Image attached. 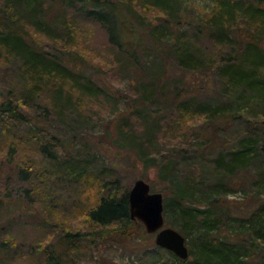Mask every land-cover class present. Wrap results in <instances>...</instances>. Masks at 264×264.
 I'll list each match as a JSON object with an SVG mask.
<instances>
[{
	"label": "trees",
	"instance_id": "1",
	"mask_svg": "<svg viewBox=\"0 0 264 264\" xmlns=\"http://www.w3.org/2000/svg\"><path fill=\"white\" fill-rule=\"evenodd\" d=\"M74 6V11L107 28L115 71L136 70L122 97L123 109H118L121 96L87 72L88 62L79 52L67 47L66 52H53L34 37L73 45L76 27L60 16ZM144 9L158 11L159 19L150 21ZM133 23L141 36H136ZM141 37H148L150 43ZM205 40L210 42L208 47L203 45ZM153 45L157 51H152ZM153 52H165L183 70L201 72L205 78L215 75L219 88L213 100L203 98L204 93L183 97L195 83L187 87L173 81L172 85L165 59L162 66L156 61L151 66L141 62V56ZM2 70L7 97L0 102V125L11 136L10 132H19L17 125L30 122L28 140L36 143L45 160L54 162L59 179L81 183L85 191L95 188V201L84 215L95 226L92 235L109 237L111 229L128 235L143 226L130 216L129 190L119 187L101 197L100 190L112 188L117 181L115 176L105 177L114 170L100 162L96 165V155L62 156L66 154L63 143L56 137L44 142L46 128L36 120L48 121L52 127V122L63 125L67 117L90 124L98 121L103 110L114 114L118 136L129 143L143 170L155 168L164 184L166 221L186 242L190 239L187 259L172 252L181 264H264V199L244 215L234 214L225 200L238 183L264 188V0H214L210 12L199 14L184 0H0ZM48 92L49 101L42 103ZM234 114L244 121L245 131L235 134L228 147L217 148L220 142L209 127ZM195 119L202 122L196 124ZM11 145L8 155L13 159L17 147ZM201 146L205 154L217 150L216 175L211 181L196 161ZM240 171L249 176L239 182ZM142 178H147L146 173ZM197 193L205 202L196 201ZM48 261L69 264L55 252Z\"/></svg>",
	"mask_w": 264,
	"mask_h": 264
},
{
	"label": "rangeland",
	"instance_id": "2",
	"mask_svg": "<svg viewBox=\"0 0 264 264\" xmlns=\"http://www.w3.org/2000/svg\"><path fill=\"white\" fill-rule=\"evenodd\" d=\"M184 1L189 9L195 8L197 14L203 10L210 12L214 5V0ZM48 3L49 1H46V6ZM74 10L76 6L68 7L60 16L62 20L69 19L76 27L73 32L75 36L73 45L66 43V46L64 42L56 43L36 35L34 37L43 40V47L53 52L55 50L66 52V47L68 50L79 52L88 62L85 66L87 72L100 84L107 85L115 96H121L118 109H123L125 102L122 97L129 91L126 86L135 76L136 70L133 67H123L120 71H115L107 28L103 23ZM142 13L153 22L160 16L158 11L152 9H144ZM132 27L138 31L134 34L137 37L141 36L137 24L133 23ZM141 38L143 42L150 43L148 37ZM203 45L208 47L210 42L205 40ZM151 48L152 51H157L155 45ZM153 53L155 54L151 56H141V62L151 66L153 61H156V65L162 66L165 59L166 72L171 83L174 81L180 86L185 84L187 87L188 83H195L192 88L188 87L189 92L182 93L183 97L187 93H204L203 98L212 97L213 100L219 88V81L215 75L205 78L201 72L179 68L175 59L165 52ZM159 54L163 56V60ZM3 79L4 70L0 71V102L7 97ZM43 95L45 100H42V103H47L50 93ZM99 113L101 117L98 121L90 124L75 123L73 117H67L63 125L52 122V127L48 121L36 122L46 128L47 138L43 139L44 142L47 143L56 137L58 142L63 143L62 152L66 154L62 156L65 157L69 153L80 158H85L86 154L96 155L98 160L96 165L100 162L99 165L104 164L114 170L105 177L112 180L115 176L117 181L111 185L112 188L100 190L101 197L116 192L119 187L130 191L135 180L142 178V174L145 173L147 178L143 179L149 182L152 191L162 192L164 184L157 178L156 169L150 168L145 172L133 151L129 149V143L118 136L115 115H108L105 110ZM232 117L220 118L216 120L217 126L209 127L211 133H216L217 142H220L217 148L228 147L235 134L245 131L244 121L238 115L234 114ZM31 121L33 123L35 118ZM193 122L200 124L202 119H195ZM29 125L30 122L17 125L22 131L19 130L16 134L10 132L11 136L5 133L0 125V264H50L48 257L52 252L62 255L69 264H181L172 251L156 244V234L148 233L144 224L128 235L118 229L107 232L109 237L103 238L102 234L98 233L92 235V232L96 231L95 226L85 220L84 215L86 209L95 201V188L90 187L85 191L81 183L78 185L70 182L67 177L59 179L54 162L45 160L35 147L36 143L33 145V142L28 140L29 133H26V130ZM9 143L13 144L11 147H17L13 159L8 155ZM198 149L196 161L204 166L207 181H211L216 175L217 150L205 154L202 146ZM246 176H249V173L240 171L236 174V179L239 181ZM239 184L225 200L227 207L234 214L244 215L259 206L264 199V188L257 190L252 183L242 187ZM198 197L199 193L197 202H205ZM233 224L239 226L237 223ZM166 226L172 225L166 221ZM68 233L72 235L66 237ZM189 242L190 239L186 242L188 247Z\"/></svg>",
	"mask_w": 264,
	"mask_h": 264
},
{
	"label": "water",
	"instance_id": "3",
	"mask_svg": "<svg viewBox=\"0 0 264 264\" xmlns=\"http://www.w3.org/2000/svg\"><path fill=\"white\" fill-rule=\"evenodd\" d=\"M128 198L131 218L141 221L148 233L156 234V244L187 259L189 247L185 236L177 229L166 226L164 194L152 191L149 182L138 178L130 189Z\"/></svg>",
	"mask_w": 264,
	"mask_h": 264
}]
</instances>
